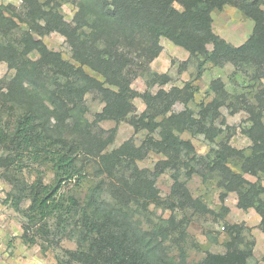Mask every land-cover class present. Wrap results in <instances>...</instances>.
<instances>
[{"label": "trees", "instance_id": "obj_1", "mask_svg": "<svg viewBox=\"0 0 264 264\" xmlns=\"http://www.w3.org/2000/svg\"><path fill=\"white\" fill-rule=\"evenodd\" d=\"M21 1L29 19L39 28V32L38 29L35 31L39 35L61 33L72 47L74 60L80 64V67H75L63 60L61 54L49 50L41 39L32 34L24 37V49L14 45L0 47V60L16 73L10 85V93L15 96L18 91L31 92L23 97L31 96L34 91L24 90L23 83L26 81L33 87L47 69L56 80L48 93L52 111L39 107L14 113L12 106L6 121L0 114V144L15 156L28 153L47 155L55 174L52 185H45L38 178L26 193L20 192L14 198L16 207L25 199L31 201L24 213L27 220L23 227L26 241H30L27 233L31 229H35L37 234L47 230L46 220L63 209L69 186L83 180L84 167L79 165L80 158L84 156V160H96L99 167H103L101 173L114 177L115 169L123 160L135 162L143 157L131 141L107 152V148L115 142L117 127L96 135L88 128L81 114L76 115L75 110L87 89L97 91L102 97L104 107L97 115L98 122L110 121L116 125L127 122L135 132L145 130L149 134L159 130L160 140L149 138L145 143L146 148L148 146L151 151L165 157L156 166L157 176L163 172L159 169L160 164L179 166L184 163V152H194L192 143L182 140L175 130H188L194 135L209 137L210 129H207L204 120L213 114L211 104L199 113V119L193 117L188 108L195 92L191 83H186L183 88L173 87L169 91L160 89L155 94L150 91L140 94L132 89L136 79L147 75L150 78L148 87L170 83L171 79L166 74L158 75L151 71V64L163 52L162 38L187 51L190 58L202 56L204 61L200 63L199 71L206 62L214 65L229 62L238 67L254 65L264 73V0H78V11L71 23L66 22L58 10L49 7L52 0ZM226 6L234 7L254 22L252 34L239 47L229 45L213 30L212 13L222 11ZM4 20L10 22L1 17V21ZM38 20H42L43 25L38 24ZM208 46H212L211 51ZM32 53L38 54V58L32 59ZM83 67H90L104 81L90 77ZM211 87L214 91L221 89L217 83ZM136 99H142L146 106L139 115L134 103ZM178 103L184 106V111L175 113L173 107ZM260 106L264 112V97L260 98ZM262 112L253 115L252 125L247 131L252 141L249 155L238 153L223 143L214 162L201 161L208 174L219 172L224 176L227 190L238 193L241 208H254L261 215L264 233L263 187L246 181L226 165L230 157L238 156L245 160L249 174L256 177L264 174ZM50 117L57 121L56 131L50 126ZM159 118L162 119L158 121ZM69 119L74 123L76 139L59 133L71 129L67 125ZM148 172L142 170L132 182L122 180L112 186V194L119 205L126 207L133 199L158 200L155 180L146 178ZM197 173L205 179L206 173ZM174 180L173 194H177L183 187L179 186L177 179ZM98 188L96 186L89 191L82 205L74 197L67 199L68 210L77 214L73 225L81 236L78 248L65 252L67 263L185 264L164 255L154 233L142 231L127 213L101 201ZM184 193L190 200L188 192L184 190ZM33 239L30 242L33 243ZM252 256L253 247L241 249L229 243L225 254L210 253L202 264H248Z\"/></svg>", "mask_w": 264, "mask_h": 264}, {"label": "rangeland", "instance_id": "obj_2", "mask_svg": "<svg viewBox=\"0 0 264 264\" xmlns=\"http://www.w3.org/2000/svg\"><path fill=\"white\" fill-rule=\"evenodd\" d=\"M77 1L52 0L49 7L58 10L64 20L71 23L78 11ZM175 7L181 10L178 5ZM1 17L10 22L1 21ZM212 18L214 33L233 47L243 45L254 29V22L231 6H226L222 11H214ZM0 23L3 24L0 27V47L14 45L24 49V37L32 34L41 39L49 50L61 54L63 60L80 67L73 58L72 47L65 36L59 32L39 35V28L29 19L21 0H0ZM37 23L43 25L42 20ZM35 29H38V32ZM161 45L163 55L153 62L151 71L158 75L166 74L171 79L170 83L148 87L147 81L150 78L147 75L145 78L136 79L132 89L140 94L146 91L155 94L160 89L169 91L173 87L183 88L186 83H191L195 92L188 108L193 117L199 119V113L206 106L213 105V114L204 120L207 129H210L209 137L204 134L194 135L188 130H175V134L182 140L192 143L194 152H184V163L179 166L174 167L172 164L167 167L160 164L159 169L163 172L155 176L156 166L162 163L165 157L151 151L148 146L146 148L145 143L149 138L160 140L159 130L149 134L145 130L135 132L127 122H121L119 125L110 121L98 122L97 115L101 113L104 103L97 91L87 89L78 109L75 110L76 115L80 113L88 128L96 135L117 127L115 142L107 148V152H112L125 142L131 141L143 157L135 162L123 160L115 169L114 177H110L101 173L103 167H99L96 160H84L83 156L79 159V165H83L85 176L81 183H72L69 186L66 191L67 199L74 197L82 205L89 191L99 186L98 197L101 201L127 213L142 231L154 233L161 252L185 264H202L210 253L225 254L229 243L241 249L253 247V256L248 260V264H264L261 215L254 208H241L238 193L227 190L224 176L219 172L208 174L201 161L204 159L206 163L214 162L223 143L238 153L249 155L252 141L247 131L252 125L253 115L262 112L260 98L264 97V73L254 65L244 64L238 67L229 62L221 65L206 62L199 71V65L204 61L202 56L190 58L187 52L165 38L161 39ZM208 49L211 51L212 46H208ZM30 57L37 59L38 54L32 53ZM83 69L90 77L104 81L103 77L90 67ZM15 74L6 62L0 60V114L3 115V121L7 120L12 106L14 113L39 107L53 110L48 93L56 80L48 73V69L43 71L41 80L33 87L26 81L23 83L24 90L34 91L31 96L25 97L23 95L31 92L18 91L17 96L10 93ZM213 83H217L221 89L214 91L211 87ZM134 103L137 115L145 111L146 106L142 99H136ZM182 111V104L178 103L173 107L175 113ZM262 113L264 115V112ZM50 122L51 128L56 131L55 118L50 117ZM67 125L71 129H64L59 133L64 137L76 139L78 136L74 133L76 130L71 119L67 120ZM103 135L106 136L105 133ZM48 159L45 154L38 156L28 153L15 156L0 144V184L7 198L0 209V264H69L65 260V252L78 248L80 231L73 225L77 214L68 210L67 199L63 203V209L46 220L48 228L45 232L43 230L37 234L35 229H31L27 233L28 240L34 238L33 243L26 241L23 230L27 222L24 213L31 205L30 199H25L19 207L14 206V198L19 196L20 192L26 193L38 178L45 185L54 183L55 174ZM226 165L246 181L261 184L264 189V174L257 177L249 174L244 159L233 156L228 159ZM142 170L149 171L146 175L148 180H155L158 200L152 202L133 199L126 207H122L112 194V186L122 180L132 182ZM198 171L206 173L205 179L197 173ZM174 178L178 180L179 186L188 192L190 200L183 188L173 194ZM261 198L264 200V192Z\"/></svg>", "mask_w": 264, "mask_h": 264}, {"label": "built area", "instance_id": "obj_3", "mask_svg": "<svg viewBox=\"0 0 264 264\" xmlns=\"http://www.w3.org/2000/svg\"><path fill=\"white\" fill-rule=\"evenodd\" d=\"M6 199L7 198H6L4 189H3L2 185L0 184V209L2 208L3 203L6 201Z\"/></svg>", "mask_w": 264, "mask_h": 264}, {"label": "crops", "instance_id": "obj_4", "mask_svg": "<svg viewBox=\"0 0 264 264\" xmlns=\"http://www.w3.org/2000/svg\"><path fill=\"white\" fill-rule=\"evenodd\" d=\"M179 48H180V47H179ZM183 50H184V49H183ZM184 51H185V50H184ZM185 52H187V51H185ZM187 54L189 55L188 52H187ZM162 55H163V54H161L158 58H160ZM189 57H190V55H189ZM158 58H157V59H158ZM157 59H156V60H157ZM152 64H153V63H152ZM152 64H151V65H152Z\"/></svg>", "mask_w": 264, "mask_h": 264}]
</instances>
